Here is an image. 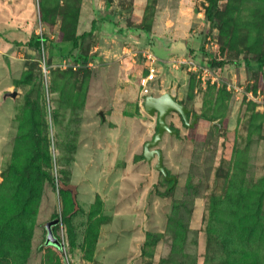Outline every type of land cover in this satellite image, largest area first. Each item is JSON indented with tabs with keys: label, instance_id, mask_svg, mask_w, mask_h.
Instances as JSON below:
<instances>
[{
	"label": "rangeland",
	"instance_id": "rangeland-1",
	"mask_svg": "<svg viewBox=\"0 0 264 264\" xmlns=\"http://www.w3.org/2000/svg\"><path fill=\"white\" fill-rule=\"evenodd\" d=\"M72 2L0 0L3 214L12 211L24 158L38 150L42 167L32 174L39 177L38 194L25 222L18 227L10 216L0 218V264H160L171 251L169 234L156 246L145 249V242L149 233H166L181 198L193 200L190 239L197 245L188 246L205 264L213 196L242 210L243 194L249 198L264 184V79L252 63L256 54L227 50L230 67H211L220 83L202 78L206 53L221 49L219 30L205 15L209 0H78L76 34H88L76 45L66 41L73 23L64 11ZM220 6L236 19L254 9L264 27V0H221ZM41 34L50 41L38 48L33 39ZM261 35L264 41V28ZM152 52L157 77L148 95L172 92L190 109V122L199 114L193 128L178 113L167 119L177 134L167 132L159 147L175 184L156 169L157 158L150 163L144 156L158 131L140 84ZM77 53L92 65L75 69ZM225 217L233 213L224 211ZM56 218L60 247L46 243V225ZM220 246L212 251L215 264Z\"/></svg>",
	"mask_w": 264,
	"mask_h": 264
},
{
	"label": "trees",
	"instance_id": "trees-1",
	"mask_svg": "<svg viewBox=\"0 0 264 264\" xmlns=\"http://www.w3.org/2000/svg\"><path fill=\"white\" fill-rule=\"evenodd\" d=\"M77 1L72 2L71 6H68L64 11L70 18L69 24L70 22L73 23V35L70 36L71 38H66V41H76V45L82 36L88 34L86 32L80 36L76 34V27L80 17V6ZM209 1L210 5L207 7L205 15L210 25L217 27L219 30L221 49L216 54L206 53V64L221 70L228 69L230 63L224 57L225 52L242 47L244 50L247 49L256 54V58L252 63L258 67L264 79V41L263 35H261L264 27L262 16L253 9L251 10L253 13L248 17L243 18L242 15H239L240 18L236 19L232 11L222 12L221 0ZM44 9L46 10V7ZM45 22L48 23L47 19ZM94 29L95 21H93L89 33L94 31ZM250 40L255 43L256 48L249 45L251 43ZM48 41L50 39L46 35L41 34L33 39V44L41 48ZM239 42L241 43L239 44ZM89 61L91 60L86 54L77 53L75 56V62L80 64H86ZM65 76L73 77L71 74H66ZM216 119L214 116L209 118L210 121ZM43 152L44 156H49L47 141ZM39 159V151L37 150L22 161L23 172L19 177V182L16 184L18 185L17 192H15V198L9 204L12 211L8 214H3L0 210V218H3L2 216L9 218L10 216L15 221L13 223L17 226L25 222V218L32 210L34 198L38 194V187L35 181H38L39 177L33 179L32 174L34 171H42ZM226 177L229 180H233L229 176ZM255 187L256 190L250 193L249 198H246V195L243 194L242 199L246 200V202L242 210L236 205H233L234 207L232 205L229 206L230 204L226 200L221 202L217 196H213L211 199L212 212L210 211L206 216L208 222V243L205 264H215L212 258L215 243L220 244L222 248V260L218 264H264V184L258 183ZM190 188L191 185H189ZM192 201L188 198L175 200L173 211L168 218L166 233L163 232L160 235L149 233L145 242V249L156 246L166 234H169L171 238V251L166 257L161 259L160 264H198L197 256L189 250L191 247L188 246L189 243L197 245L196 237L190 239L192 232H195L189 224L192 214ZM4 206H8V204L2 205L1 202L0 209ZM219 208L222 211L220 215H218ZM224 211H226V215L232 212L233 218L225 217L223 219ZM180 212L185 213L180 214ZM6 224H9V222H6ZM222 225L223 228H220L219 226ZM0 233L4 234L1 230ZM6 259L8 258L6 257Z\"/></svg>",
	"mask_w": 264,
	"mask_h": 264
},
{
	"label": "water",
	"instance_id": "water-1",
	"mask_svg": "<svg viewBox=\"0 0 264 264\" xmlns=\"http://www.w3.org/2000/svg\"><path fill=\"white\" fill-rule=\"evenodd\" d=\"M143 106L144 110L148 114L152 116H158V131L152 140H149L145 143L144 156L150 163L153 161V159L157 158V162L155 163L156 169L160 171L167 180H172L173 184H175L176 178L173 175H169L168 169L164 164V152L159 147L167 132L170 134H177V132L172 129L167 119L172 113H178L181 115L184 124L188 127L193 128L199 121V114H196L194 120L190 122V109L180 100L176 99V96L171 92H164L160 95H147L145 97ZM213 125L217 126L221 133L224 134L226 132V128L222 123L214 121ZM59 221L60 219L56 218L48 222L46 225V229L48 232L46 243L53 244L57 247H60L62 244L54 235L52 227L53 225L58 224Z\"/></svg>",
	"mask_w": 264,
	"mask_h": 264
},
{
	"label": "built area",
	"instance_id": "built-area-1",
	"mask_svg": "<svg viewBox=\"0 0 264 264\" xmlns=\"http://www.w3.org/2000/svg\"><path fill=\"white\" fill-rule=\"evenodd\" d=\"M148 58L151 59V64L148 67V73H146L140 81V84L142 86V91L144 95H148L151 91L150 83L156 80L157 77V67L155 66V63H157L158 58L153 54L149 53ZM93 62H89V65H92ZM64 67L67 66L66 61H64ZM80 66V63L76 62L73 64V67L76 69ZM200 73L204 80H211L212 82H219L221 81V78L219 77L218 73L215 72L210 66L204 65L200 67Z\"/></svg>",
	"mask_w": 264,
	"mask_h": 264
},
{
	"label": "crops",
	"instance_id": "crops-1",
	"mask_svg": "<svg viewBox=\"0 0 264 264\" xmlns=\"http://www.w3.org/2000/svg\"><path fill=\"white\" fill-rule=\"evenodd\" d=\"M152 53H153V52H152ZM153 54H154V53H153ZM161 66H162V65H161ZM151 83H152V82H151ZM159 91H161V90H159ZM163 91H164V90H163ZM163 91H162V92H163ZM166 92H169V91H166ZM163 93H164V92H163ZM171 93H172V92H171ZM172 94H173V93H172ZM176 99H177V98H176ZM178 100H179V99H178Z\"/></svg>",
	"mask_w": 264,
	"mask_h": 264
},
{
	"label": "flooded vegetation",
	"instance_id": "flooded-vegetation-1",
	"mask_svg": "<svg viewBox=\"0 0 264 264\" xmlns=\"http://www.w3.org/2000/svg\"><path fill=\"white\" fill-rule=\"evenodd\" d=\"M151 93V92H150Z\"/></svg>",
	"mask_w": 264,
	"mask_h": 264
}]
</instances>
